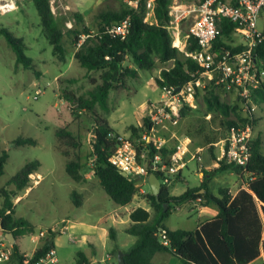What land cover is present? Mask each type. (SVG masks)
Returning <instances> with one entry per match:
<instances>
[{
  "label": "trees",
  "instance_id": "obj_1",
  "mask_svg": "<svg viewBox=\"0 0 264 264\" xmlns=\"http://www.w3.org/2000/svg\"><path fill=\"white\" fill-rule=\"evenodd\" d=\"M39 17L42 33L52 47L54 56L60 61L64 60L66 50L64 36L66 35L75 51L73 58L80 67L87 71H100V83L93 81V89L86 96H76L70 92H63L61 99L66 102L72 116H78L85 111L92 115V132L90 146L94 157L93 176L98 180L100 187L117 206H127L138 193L135 181L123 177L112 166L108 159L113 154L117 141L109 136L117 133L109 126L108 121L97 113V108L108 111L110 92L130 90L129 81H138L140 72L150 71L158 65L173 62L167 70H162L160 78L155 82L159 88L167 86L175 90L183 88L187 83L198 78L202 69L191 59L184 56L183 52L197 50L198 46L193 38L188 36L189 28L181 30V37L186 38L183 46L178 49L172 46L171 37L167 26L171 20L170 6L173 0L154 1L155 23L143 22L145 14L144 1L132 6L123 3L121 9L100 13L97 17L96 31H91L83 25L81 15L74 14V26L65 29V18L52 13L50 0H31ZM129 17V34L124 40L107 32L113 24ZM185 22L181 21V25ZM180 25V26H181ZM236 25L227 19L217 21L218 37L215 41L216 49L229 50L233 53L240 52L243 45L234 46ZM0 35L4 37L13 51L16 64L25 70H33L32 60L25 54V46L21 39L16 38L7 28H0ZM86 39L78 46L80 36ZM262 35L264 37V25ZM257 73L264 71V40L255 49ZM216 79L208 81L204 87L194 86L189 93V101L183 104L178 124L170 128L179 129L180 138L190 139V148H202L209 153L211 160L215 159L217 149L213 146L224 138L232 128L253 127L252 121L240 115L239 108L230 106L220 99L217 89L222 86L215 84ZM251 98L256 103H264V81H258L256 89L252 90ZM250 108V107H249ZM210 116L209 119H206ZM150 128L148 119L144 118L140 127H130L133 142ZM58 144L64 147L59 153L67 157L65 148L78 150L81 142L66 127L55 132ZM16 146L36 145L32 139H17L12 142ZM136 144V142H135ZM259 138L251 140V157L245 167L234 164L221 163L219 167L205 172L203 180L196 188H188L179 196L170 195V186L161 185V191L156 198L146 194L145 199L150 210L138 207L129 215V225L125 233L135 237L134 244L123 254L124 264H153L152 260L157 253H166L178 258L183 264H249L256 260L261 252L264 256V152ZM173 141L165 147L156 150L152 145L139 142L136 145L137 154L146 153L150 162L155 155H159L163 164H168V155L171 152ZM8 154L0 152V177L4 173ZM140 161V159L138 158ZM39 162L35 161L25 165L22 170L12 177L7 187L3 188L0 195L3 203L0 206V233H10L17 241V237L24 231L31 232L33 226L22 217H16L12 199L17 193L27 189L29 175L36 172ZM82 165L79 161H67L65 164L66 175L75 182L85 180L81 173ZM232 172L242 181L245 188H239L235 195L229 189H220L218 197H214L208 188L212 177L220 172ZM159 179L160 174L154 173ZM247 176V181H243ZM177 176L175 183L179 182ZM204 190V193L202 191ZM200 200L203 204L213 202L218 207L217 215L209 221L199 225L194 231L168 229L164 223L170 216L172 205L178 206L186 202ZM70 201L75 208H80L83 195L72 191ZM166 205V207H165ZM166 236L169 246H163L157 234ZM109 238L116 241V231L108 230ZM55 236L44 241L41 248L33 254L31 264L46 257L49 250L54 248ZM120 251L115 245L112 256L117 259ZM24 253H21L16 244L12 246L10 264H22ZM75 264H89V260L82 252L76 253Z\"/></svg>",
  "mask_w": 264,
  "mask_h": 264
},
{
  "label": "rangeland",
  "instance_id": "obj_2",
  "mask_svg": "<svg viewBox=\"0 0 264 264\" xmlns=\"http://www.w3.org/2000/svg\"><path fill=\"white\" fill-rule=\"evenodd\" d=\"M173 1L183 7L198 4V0ZM122 5V0H50L52 13L65 18V29L73 28L74 14L77 13L82 16L83 25L91 33L96 31L97 17L100 13L117 11ZM184 20L181 25V21ZM181 21L180 35L182 29L190 28L192 18ZM69 23H71L70 28L66 25ZM263 25L264 18L258 23L262 32ZM1 27L7 28L16 38L23 41L25 54L32 60L34 66L33 70H25L21 65H17L13 51L0 35V152L4 150L8 154L4 173L0 177V190L3 188L12 190V187H7L9 180L25 165L37 161L40 164L38 172L42 180L34 186L29 179V185L34 187L20 204L14 206L16 217H22L35 226L44 228L60 224L61 221L73 220L75 216H84L89 204L75 208L70 201L71 192L75 190L82 193L81 188L88 195L92 194L93 200L99 205L100 213L96 216L93 214V222L100 217H108L118 206L109 199L93 176L94 157L90 146L92 115L82 111L78 116H72L66 102L61 99L63 92L86 96L88 91L93 89V81L100 83L101 72H89L79 66L73 58L75 48L66 35L64 60L60 61L58 56H54L52 47L42 33L39 17L31 0L18 1L15 10L0 13ZM231 43L234 46L239 45L241 38L235 35ZM172 64L173 62H169L164 67L169 68ZM161 68L163 65H158L150 71L140 72L138 81H129L131 87L129 91L110 92L107 112L97 108V113L109 121L118 135L130 137L129 128L142 125L144 107L150 102L159 100L160 88L155 79L160 76ZM207 82L208 80L204 79L205 85ZM37 90L40 94L34 99ZM216 91L223 102L241 109L240 115L252 121V138L261 140L264 152V103H256L251 97L249 100L242 99L234 90L221 88ZM141 104L145 106L141 107ZM209 118L210 116L206 117ZM62 127H66L81 142L78 150L65 148L68 152L67 157L59 153L64 147L58 144L55 135L56 130ZM175 132L176 135L180 134L178 127ZM19 138L32 139L36 141V145L16 146L12 143ZM74 160L82 165L81 173L87 176V180H84L87 182L77 183L66 175V162ZM210 161V154L202 152L200 161L190 162L181 172L183 180L170 186L171 195L179 196L188 188L198 187L200 185L198 173L203 177L205 172L211 171L207 168ZM36 179L39 181L38 177ZM247 179L245 176L243 181L246 182ZM240 183L242 181L236 174L229 171L220 172L213 176L208 188L214 197H218L220 189H231V193L234 194ZM141 189L144 193L138 191L126 209L131 210L137 206L148 208L145 199L146 194L151 193L148 182L144 183ZM26 191L27 189L17 194L20 196ZM2 203L3 198L0 195V206ZM208 209L215 211L218 207L210 202ZM204 220V217L198 215L196 208L187 202L178 206L172 205L170 216L164 225L168 229L192 232L197 227V223ZM123 227L117 226L119 230L115 242L107 240L104 248L99 244L96 252L98 259L101 257L106 259V255L109 254L112 256L115 245L122 250L121 252H125L134 244L135 237L126 234L122 230ZM76 234L70 231L56 237L54 258L57 264H75L76 253L80 251L90 255L89 248L81 243L79 234ZM16 246L24 254H31L37 247L36 244L31 243L29 231H24L17 237ZM263 262V258L260 257L254 264H264ZM44 264L52 263L46 259ZM106 264H117V259L112 256V260L107 261Z\"/></svg>",
  "mask_w": 264,
  "mask_h": 264
},
{
  "label": "built area",
  "instance_id": "obj_3",
  "mask_svg": "<svg viewBox=\"0 0 264 264\" xmlns=\"http://www.w3.org/2000/svg\"><path fill=\"white\" fill-rule=\"evenodd\" d=\"M18 1L21 0H0V13L12 12L16 9ZM141 1L122 0L123 3L132 6L140 4ZM143 1L145 6L143 22L152 24L155 0ZM169 16L171 20L167 31L171 37L172 46L178 49L183 46L187 38L181 37L179 22L192 18L188 36L195 40L198 48L191 52L184 51L183 54L196 63L202 71L198 72V78L194 82L187 83L179 90L167 86L160 88L159 100L150 102L144 107V118L148 119L150 128L141 134V137L135 141L136 144L129 137L109 134L117 141L116 148L108 159L109 163L119 172H123L128 180L135 181L141 194L144 193L141 187L147 182L150 174L159 173L161 178L158 179L161 185L170 186L175 177L186 169L190 162L201 159L202 148L191 149L189 138H180L174 130H170L178 124L183 104L189 101L188 94L193 92L194 86L204 87V79L212 81L215 78L216 85L226 90H234L242 99L249 100L252 90L257 88L259 79L262 80L264 76V71L257 73L255 57V49L264 40L262 31L258 27L259 21L264 18V0H198L197 5L185 7L173 1ZM221 18L236 25L234 33L241 38V45H243L240 52L233 53L215 48L214 44L219 34L217 21ZM66 25L71 27V23ZM107 32L124 40L129 34V17L113 24ZM86 37V35L80 36L78 46ZM177 41H180L179 44ZM169 68H161L160 73ZM39 94L40 91L37 90L34 99H37ZM251 140L252 129L249 126L230 129L224 138L213 144L217 149V155L212 160V165L219 167L221 163H225L240 167L247 166L251 157ZM170 141H173V145L166 165L161 162L159 155H155L149 162L145 152H141L140 156L137 154L136 145L139 142L160 150ZM30 179L34 184L38 180L32 177ZM66 231L67 227L63 221L37 230L30 235L31 243L37 245L34 252L43 246L47 238L60 236ZM157 236L163 246H169L165 235L159 233ZM12 246L5 239L4 234H0V264H10ZM34 252L24 254L22 264H31ZM54 255L55 250L51 248L46 257L34 264H44L46 259H49L52 264H57Z\"/></svg>",
  "mask_w": 264,
  "mask_h": 264
},
{
  "label": "crops",
  "instance_id": "obj_4",
  "mask_svg": "<svg viewBox=\"0 0 264 264\" xmlns=\"http://www.w3.org/2000/svg\"><path fill=\"white\" fill-rule=\"evenodd\" d=\"M151 22L155 23L154 17H152ZM163 67H164V65H163ZM144 106H145V104H141V107H144ZM108 124L113 130H116L109 123V121H108ZM207 168L213 170V169H216L217 166H213L212 165V160H211L209 165L207 166ZM197 173H198V171H197ZM198 174H199V182L201 183L202 180H203V177H202V174H200V173H198ZM29 176H30L29 179L31 177L32 178H36V177L39 178V181H37L34 184V186L38 185L40 183V180H42V176L38 172V170L36 172L30 174ZM177 176L180 177L179 181L183 180L182 177H181V173H179V175H177ZM176 177H175V179H176ZM84 178H85V180H87V176L84 175ZM175 179H174V182L172 184H176L177 183V182L175 183ZM30 181H31V179H30ZM83 182H87V181H83ZM172 184L170 186H172ZM34 186H29L27 188V191H26L25 194L23 193V195H20V196L17 195V197L13 198L12 202L14 201V199H16L13 202V207L16 204H20L23 201V198L26 197V194H28V192H30ZM239 188H245V185L240 183L239 186L237 187L236 191L234 192V194L231 193V189H229V192L232 195H235V193L237 192V190ZM81 192L82 193H80V194L83 195V203H82L81 207H83L86 203H88L89 204L88 205V209L85 212L84 216H81V217L75 216V218H73V220H67L65 222V226L67 227V231L66 232H70L71 231V233H73V234L78 233L79 235L78 234H76V235H78L81 238V243L87 245V247L90 250V255L85 253V252H82V251H80V252L84 253V255L89 260V264H106L107 261H111L112 260V256L109 254V255H106V259H104L103 257H101V259H98L97 255H96V252H97V249L99 247V244H101V246L104 248L107 240L110 239L109 238V234H108V230L109 229H114L116 231V238H117V232L119 230V228H117V226H120V225L124 226L122 228V230L125 232V229L128 227V225L130 223L129 215L136 208H133V209L129 210V209H126V206H118L116 209H114L113 212H110L108 217H103V218L100 217V218L97 219L96 222H93V220H94L93 219V214L96 216L98 213H100L99 205L96 202V200H93L92 194L88 195L87 192L83 188H81ZM170 195H171V192H170ZM188 203L192 204V206L196 208V212L198 213V215L204 217V219H205L203 222L199 221L197 223V227L199 225H201L202 223L211 220L218 213V209L215 210V211L214 210L208 211L209 210L208 209L209 204H203L199 199L196 200L195 202H188ZM199 203H201V204H199ZM138 207L139 206H137V208ZM141 208H144L147 211L149 210L147 207H141ZM14 210H15V207H14ZM107 219H108V221H107ZM28 222L31 223L30 221H28ZM31 224L33 226V230L31 232H29L30 235L35 233L39 229H43L40 226H35L33 223H31ZM48 227H51V226H46L44 228H48ZM55 239H56V237H55ZM55 239H54V242H55ZM260 257H262L263 260H264V256H263L262 252H261L260 256L256 260H254L253 262H251L249 264H254ZM152 262H153V264H183L175 256H171V255L166 254V253H157V254H155L154 257H153Z\"/></svg>",
  "mask_w": 264,
  "mask_h": 264
},
{
  "label": "water",
  "instance_id": "obj_5",
  "mask_svg": "<svg viewBox=\"0 0 264 264\" xmlns=\"http://www.w3.org/2000/svg\"><path fill=\"white\" fill-rule=\"evenodd\" d=\"M119 173L123 177H125V174L123 172H119ZM147 182H148V185L150 187L151 194L156 198L157 202L159 203L158 196H159V193L161 191V183H160L158 177L152 173L148 176ZM202 193H204V190L202 191ZM165 207H166V205H165ZM4 237L11 245L16 244V240L12 234L6 233V234H4ZM117 264H124L123 254L121 251H119L117 254Z\"/></svg>",
  "mask_w": 264,
  "mask_h": 264
},
{
  "label": "bare ground",
  "instance_id": "obj_6",
  "mask_svg": "<svg viewBox=\"0 0 264 264\" xmlns=\"http://www.w3.org/2000/svg\"><path fill=\"white\" fill-rule=\"evenodd\" d=\"M177 44H179V41H177Z\"/></svg>",
  "mask_w": 264,
  "mask_h": 264
}]
</instances>
